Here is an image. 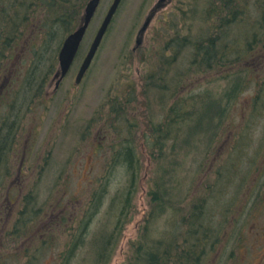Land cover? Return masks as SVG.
Here are the masks:
<instances>
[{
	"label": "rangeland",
	"instance_id": "obj_1",
	"mask_svg": "<svg viewBox=\"0 0 264 264\" xmlns=\"http://www.w3.org/2000/svg\"><path fill=\"white\" fill-rule=\"evenodd\" d=\"M67 1L69 13L73 5L79 12L83 0ZM113 1H102L76 61L56 92L53 79L59 68L58 51L80 19H71L65 28L51 19L50 4L40 18L37 0H0V15L3 2L6 18L16 30L12 43L6 46L5 21L0 17V75L4 78L0 95L10 89L0 113V125L7 122L1 135L8 139L2 145L7 152L0 161V264H138V252L151 251V243L169 236L161 232L172 218L170 211L153 221L156 206L151 203L150 191L156 165L148 140V126L154 117L166 113L169 105L152 92L146 94L141 86L149 83L148 76L165 68L170 73L168 79L172 75L171 66L164 65L176 46L172 40L204 36L218 27L215 0H123L90 69L81 84H76L80 65ZM247 4L241 12L244 20L220 26L219 32H226L225 44L235 36L249 41L251 27L261 26L263 2L248 0ZM148 14L154 16L153 21L138 43ZM43 19L40 23L58 22L51 41H43L30 30ZM218 44L220 53L224 44ZM221 57L229 62V50ZM258 58L254 57V64ZM191 60L189 52L182 67ZM263 63L264 57L257 66L253 64L252 71L246 66L231 71V63L219 69L217 76L234 75L242 88L238 98L226 106L221 96H205L213 87L210 74L194 72L176 81L171 76L173 104L188 100L186 106H190L195 105L191 102L194 98L204 100L202 122L195 119L192 129L204 133L206 140L205 145L201 142L197 153L202 154L190 172L183 169L163 179L157 176L161 183L171 181L167 187L174 199L167 206L179 208L195 195L200 197L205 181L209 178L214 185L212 173L226 163L214 186L218 204L211 217L218 225L224 221L231 224L206 264H264ZM30 70L32 77L26 78ZM133 90L137 101L126 111L130 128L123 124V129L112 114V104L129 98ZM207 115L215 119H205L204 124ZM119 135L133 140L138 177H131L125 164L112 171L111 163L117 157L109 144ZM104 177V183L109 182L101 188L98 181ZM130 177L136 181V191L128 202ZM180 178L183 182H173Z\"/></svg>",
	"mask_w": 264,
	"mask_h": 264
},
{
	"label": "trees",
	"instance_id": "obj_2",
	"mask_svg": "<svg viewBox=\"0 0 264 264\" xmlns=\"http://www.w3.org/2000/svg\"><path fill=\"white\" fill-rule=\"evenodd\" d=\"M247 1L248 0H215V9L217 12L216 16L219 18V21L216 24L218 27L210 30V32L204 36L200 35V37L197 36L192 39L185 37L180 40H172L176 46H173L174 48L172 47V50H170L172 54H168V61H165L164 65L168 66L169 64L171 66V76L175 81L181 77L186 78L194 72L205 76L210 74L214 88L211 87L209 89L211 92H209L208 95H205L206 97L221 96L224 106H226L230 101L234 102L238 98L242 88L240 89L239 84L235 81V79L233 80L234 75L228 74L227 76V74H222L221 76H217V74L219 73L220 68H223L225 65L227 66L229 63H231L229 66L232 69L231 71H234L236 67L241 68L245 66L248 71H252L254 68H252V64L255 60L254 57H259L256 59V63L263 61L264 0H261L263 2L261 8L262 15L260 16L261 26L258 27L257 24H254L251 27V39L249 41L248 38L244 39L239 36H235L232 38L229 45H227L225 44V30H221L222 32L219 31L220 26L224 23L227 26L230 23H237L239 19L244 20L241 12L243 13L244 8L248 6ZM37 2L40 6V18L47 14L48 5L50 4L53 8V13L50 14L51 19H57L61 25L68 28L71 25V19L77 21L78 18H81V14L87 0H83L80 5L79 12L73 5L70 13V3L67 0H37ZM211 4H213L212 1ZM4 7V3L1 2L3 14H1L0 17L5 21L6 30L4 35L7 34L5 39V45L7 46L12 43L14 32L16 30L13 28V23L9 22L6 18L7 12ZM54 8L56 9L55 11ZM208 8L210 9L209 6ZM59 12H62L63 16L60 17ZM186 19L187 18L185 17V20ZM41 21H44V19L37 21L34 24L33 29L30 30L40 34L43 41H47V38L51 41L54 37H56L58 22L52 20L40 23ZM52 23L53 29H49ZM42 25H44L43 28L40 27ZM46 26L48 30H45ZM36 29L39 31H36ZM28 30L29 27L24 31V33ZM218 42L224 44L220 53L218 52ZM228 50L230 56L228 58H230V60H227L229 62L225 63L221 54L227 55ZM189 52L192 53L191 63L183 68L182 66L185 63V56H187V53ZM37 59L38 57H36V61H34V63L37 62ZM31 72L32 70H30L29 75H26V78L32 77ZM256 72L257 71H254V75H256ZM169 75L170 73L166 68L162 71L154 72L151 76L147 77L149 83L141 86V90H144V92L146 90V94L152 92L157 95V100H161L163 103L169 105L168 111L162 115L154 117L152 125L148 126V130L150 132L148 140L152 144L151 147L153 149L154 162L156 165V180L154 187L150 191L151 203L156 206L152 212L153 221H159L160 217L164 215L165 212L170 211L172 218L171 220H168V224L161 232V234H167L169 236H162L161 239L155 241V244L151 243L150 245V243L147 242L145 245H150L151 251L148 250L145 252H138L137 261L139 262L138 264H206L209 261L212 252L218 247L220 238L223 239L225 237L228 232L227 228L231 224V221H229L228 225L227 221H224L218 225L211 217L218 204L215 203V199L218 198H216L217 190L214 189V186L219 183L220 178L223 175V170L226 167V163L217 166V171L212 173L216 178L214 185L213 180L210 182L211 180L209 178L205 181L207 185L203 190L204 193L199 191L201 194L200 197L195 195L192 200L186 202L188 204L183 202L182 205L185 204V206L181 205L179 208L167 206L168 204L173 203L174 199V194L170 192V189L168 190L169 187H167V185H170L171 181L168 180L166 183H161L159 179L169 176V173H172L173 171L178 173L180 171L183 172V169H187V172H190L193 169L195 159L199 158L200 154H202L197 153L201 146V142L205 145L206 140L203 136L204 133L194 131L192 129L195 119L198 118L197 122H202L200 111L204 100L202 98H194L195 100L193 101L190 100L195 103L198 109L194 104L186 106L187 102H189L188 100L183 101V104L180 105L177 103L173 104V94L170 95V80L172 77L170 76L168 79ZM26 78H24V87H26L27 84ZM2 80H4V78L0 75V81ZM19 81L21 84L22 79ZM166 81L168 83H165ZM230 84H232V88ZM135 92L136 90H133L129 94V96L132 95V98L117 100L120 101V105L116 104L117 101L112 104V114L115 115L116 122L121 125H126L128 129L130 126L127 124L126 111L129 109V105L137 101L133 95ZM3 106L4 103H2L1 109ZM223 109L226 111L224 107ZM205 119H212L214 121L215 117L213 118V116L207 115L203 119L204 124H206ZM6 124L7 122L3 121L0 126H6ZM124 125L123 129H125ZM2 130L3 127L0 128V161H3L4 153L7 152V147H3L2 145L8 140L7 138L2 137ZM132 144V138H128L125 135H119L118 138L110 142V147L116 152L114 156L117 157L114 158L111 163L112 171H114L117 166L125 164L127 166L126 169L132 173L130 176L138 177L139 160ZM191 151L196 153L194 155H190L189 152ZM120 158L122 159L120 160ZM167 165H169L170 168H167ZM131 177L128 184V189L131 184L130 190L128 192L126 190L128 202L130 195L132 196L136 191V186H133L136 181ZM104 180L105 177L98 181V184H102L101 188H104L105 184L109 182V180H106L104 183ZM183 180L184 178H180V181L173 182L177 184L179 182H183ZM196 192L197 191H195V193ZM94 201L97 205L98 201H96V198ZM143 244L144 242L140 246ZM140 246L138 249H140Z\"/></svg>",
	"mask_w": 264,
	"mask_h": 264
},
{
	"label": "water",
	"instance_id": "obj_3",
	"mask_svg": "<svg viewBox=\"0 0 264 264\" xmlns=\"http://www.w3.org/2000/svg\"><path fill=\"white\" fill-rule=\"evenodd\" d=\"M101 0H90L87 8H86V12L85 15L83 16L82 22L79 26V28L72 33L64 42L63 47L60 51V55H59V59H60V70L57 73V77H60L61 79L67 74L68 70L70 69L76 55L77 52L79 50V47L81 45V42L84 38V35L87 31V28L100 4ZM121 0H115L112 8L109 11V14L107 15V17L105 18L98 34L97 37L95 38V41L81 67V70L79 72L78 75V82L81 81L82 77L84 76V74L86 73V71L88 70L92 59L95 56V53L102 41V38L112 20V17L115 13V11L118 8V5L120 4Z\"/></svg>",
	"mask_w": 264,
	"mask_h": 264
}]
</instances>
